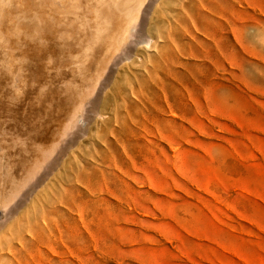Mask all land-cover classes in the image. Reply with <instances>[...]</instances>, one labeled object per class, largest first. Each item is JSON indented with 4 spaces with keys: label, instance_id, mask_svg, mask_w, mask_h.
<instances>
[{
    "label": "rangeland",
    "instance_id": "obj_1",
    "mask_svg": "<svg viewBox=\"0 0 264 264\" xmlns=\"http://www.w3.org/2000/svg\"><path fill=\"white\" fill-rule=\"evenodd\" d=\"M144 1L130 53L0 209V264H264V55L242 46L264 0Z\"/></svg>",
    "mask_w": 264,
    "mask_h": 264
},
{
    "label": "bare ground",
    "instance_id": "obj_2",
    "mask_svg": "<svg viewBox=\"0 0 264 264\" xmlns=\"http://www.w3.org/2000/svg\"><path fill=\"white\" fill-rule=\"evenodd\" d=\"M14 2L8 4L12 12L4 11L12 17L0 11L2 210L77 127L100 78L129 52L133 22L145 1Z\"/></svg>",
    "mask_w": 264,
    "mask_h": 264
},
{
    "label": "crops",
    "instance_id": "obj_3",
    "mask_svg": "<svg viewBox=\"0 0 264 264\" xmlns=\"http://www.w3.org/2000/svg\"><path fill=\"white\" fill-rule=\"evenodd\" d=\"M245 27L241 26V31L243 32ZM242 46L249 47L253 53L264 55V28L260 29L258 27V37L252 36L250 41H247V37L243 33L242 35Z\"/></svg>",
    "mask_w": 264,
    "mask_h": 264
}]
</instances>
